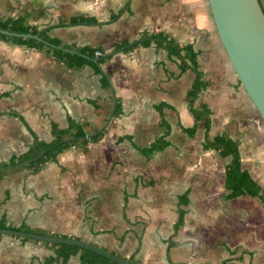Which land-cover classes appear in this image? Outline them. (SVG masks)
I'll list each match as a JSON object with an SVG mask.
<instances>
[{"label":"crops","instance_id":"crops-1","mask_svg":"<svg viewBox=\"0 0 264 264\" xmlns=\"http://www.w3.org/2000/svg\"><path fill=\"white\" fill-rule=\"evenodd\" d=\"M80 14L105 23L63 25ZM19 16L38 27L57 25L49 34L64 44L110 50L143 31H166L180 44H192L209 82L196 105L212 111L210 137L226 131L239 142L243 167L264 192V121L230 63L208 0H0V18ZM102 68L122 113L110 115L104 136L88 150L69 148L38 172L24 168L0 177V222L79 238L127 259L140 246L135 258L143 264H264V203L248 195L225 200L228 157L213 163L208 149L195 154L178 124H193L186 94L194 73H181L177 60L156 44L117 51ZM106 95L91 65L70 68L36 48L0 39V162L26 152L35 136L51 141L53 123L66 128L69 118L96 120L103 113L92 100ZM162 101L177 110L165 109L171 145L147 158L132 142L148 146L163 133L155 108ZM215 112L234 131L257 127L260 135L241 137L226 128L212 135ZM125 135L131 139L118 142ZM188 188L184 223L173 235L179 198ZM237 206L248 212L250 229L243 220L234 222ZM56 250L50 242L0 234V264H42ZM52 264H80V255Z\"/></svg>","mask_w":264,"mask_h":264},{"label":"trees","instance_id":"trees-1","mask_svg":"<svg viewBox=\"0 0 264 264\" xmlns=\"http://www.w3.org/2000/svg\"><path fill=\"white\" fill-rule=\"evenodd\" d=\"M126 7L127 6H125V8ZM125 8H122L116 13H112L106 22L115 21ZM104 23V21L98 20L95 16L80 14L71 17L70 20L63 25H100ZM55 26L57 25H48L45 27L30 25L21 16L9 17L6 19L0 18V29L15 34H37L42 38L41 40H38L34 38H25L20 35H7L0 33V39L36 48L48 55L55 56L59 60L66 63L70 68L77 69L85 65H91L94 70L101 75L102 86L107 91L106 96H98L92 100V103L97 108L101 109V113L103 114L96 120L85 123H78L74 119L69 118V124L66 128H60L56 123H53L52 134L54 138L51 141H45L39 139L38 136H35L34 143L26 152L20 155H12L8 162H0V177L24 168L31 169L33 172H38L46 162L57 160L59 153L72 147H80L86 151L88 150L90 143L99 141L104 136L106 128L103 131H98L105 126V123L108 121L110 115L112 113L115 115H120L122 113V104L120 100L115 97L110 74L104 72L102 65L117 51H130L138 46L156 44L158 47L165 48L169 57L177 60L181 73L190 70L195 75L194 82L186 94L187 107L193 118V124L189 127L183 126L180 121H178V124L184 132L193 137L197 132L200 121H202L204 125L203 148L216 150L221 157L229 158V161L225 165V194L223 198L225 200H230L248 195L259 198L264 203V192L262 191L261 185L252 177L250 172L243 167L239 142L226 131L217 133L213 137H210L212 111L207 104L199 106L196 105L199 95L208 87L209 82L204 79V72L200 68L198 60L200 52L195 49L192 44H180L175 37L166 31H143L134 39L122 40L113 44L110 50H104L103 48L91 47L88 45L78 46L76 44H64L59 38L52 37L49 34V31ZM44 40L54 44L55 46L45 43ZM97 50H100L101 54L97 55ZM155 108L160 115V125L163 128V133L148 146L139 147L132 142L133 146L147 158H150L156 152L165 150L169 145H171V141L169 140V136L171 134V124L166 117L165 109L169 108L177 113L176 108L165 101L155 104ZM94 133L96 134L89 136ZM126 138L131 139V136H121L119 137L118 142L123 141ZM43 150H46L45 153L36 160L23 165L2 168L7 164H16L33 158ZM150 183L151 182H148V184ZM189 193L190 188L180 195L178 210L179 216L174 225L173 235L177 233L178 229L184 223V216L187 210L183 206L189 203ZM0 227L11 228V226L6 225L5 222H0ZM16 229L36 232L44 235L67 237L66 235L50 233L42 229H32L26 226L16 227ZM23 240H28V238H23ZM50 244L57 247L56 255L47 257L42 264H52L57 260L66 262L72 255L76 254L80 255V264H118L95 251L77 245L66 243ZM139 251L140 246L136 249L134 256L129 258L133 264H143L140 259L135 258Z\"/></svg>","mask_w":264,"mask_h":264},{"label":"water","instance_id":"water-1","mask_svg":"<svg viewBox=\"0 0 264 264\" xmlns=\"http://www.w3.org/2000/svg\"><path fill=\"white\" fill-rule=\"evenodd\" d=\"M213 21L243 88L264 121V9L260 0H208ZM0 33L20 35L41 40L37 34H15L3 29ZM45 43L55 46L44 40ZM107 124L104 126L106 127ZM104 127L98 132L103 131ZM96 132V133H98ZM90 134L89 136L95 135ZM46 150L33 158L7 164L2 168L23 165L41 157ZM0 234L30 238L50 243L77 245L101 254L118 264H133L129 259L100 247L97 244L74 237L44 235L15 228L0 227Z\"/></svg>","mask_w":264,"mask_h":264},{"label":"rangeland","instance_id":"rangeland-1","mask_svg":"<svg viewBox=\"0 0 264 264\" xmlns=\"http://www.w3.org/2000/svg\"><path fill=\"white\" fill-rule=\"evenodd\" d=\"M205 91V90H204ZM203 91V92H204ZM203 92H201V94L203 93ZM246 92V91H245ZM200 94V95H201ZM199 95V96H200ZM249 97V96H248ZM199 106V105H198ZM187 115V117H190L189 116V114L187 113L186 114ZM186 115L185 114H182V116H181V120H182V122H184V121H186V119H187V117H186ZM212 114H211V119H212ZM213 121H214V125H213V130H212V135L213 134H215L216 133V131H221V130H223V129H227V130H229V129H232V131L233 132H235L234 134H240V133H242V135H241V137L242 136H245L244 134H245V132H255V133H259V135H260V130L257 128V127H255V128H249V129H244V130H239V127L238 128H236L235 130L236 131H234V129H233V124H229V125H225V124H223L222 123V118L220 117V116H217V114H216V112H215V115H214V118H213ZM201 123H202V121H200V123H199V125H198V130H197V132H196V134L193 136V137H190V136H188L187 135V138L190 140V145H192L191 146V150L193 151V152H195V154H203V153H205L207 150H205L204 148H202V145H203V141H204V126L203 125H201ZM176 133H175V131H174V136H173V139L175 138L176 139ZM179 143H181V142H179ZM263 146H264V144H263ZM72 148H75V147H72ZM173 150V149H172ZM172 150H170L169 151V153H165V154H168V155H166L165 157H164V159L165 160H167V159H169L170 160V158H171V152H172ZM210 152H212V156H211V159H213L212 160V162L214 163V159H217V160H221L222 162L221 163H223V159H221L220 158V155H219V153L216 151V150H213V149H208ZM207 158H209V155H207L206 156V159ZM228 160H229V158H228ZM166 177V176H165ZM247 197H249V196H247ZM261 206V204H260V202H259V207ZM241 207H239V206H237L236 207V214H235V216L233 217V219H234V222L235 221H242V223H243V225H244V229H246V228H248V229H250L251 227H253L252 225L250 226V225H248V222H251L250 221V216H249V214H248V212H246V211H242V213H240V210H245V209H243V208H241ZM245 208V207H244ZM261 208V207H260ZM235 209V208H234ZM234 212V211H233ZM234 215V214H233ZM247 230V229H246ZM244 231V235H245V240L246 241H248L249 240V243L248 242H246V244L248 245V246H251V243H250V241L252 240V237H251V235H246L247 234V232L248 231ZM248 233H250V232H248ZM257 239H259V238H257V237H255V246L257 245V244H259L258 243V241H257ZM256 251V250H255Z\"/></svg>","mask_w":264,"mask_h":264},{"label":"built area","instance_id":"built-area-1","mask_svg":"<svg viewBox=\"0 0 264 264\" xmlns=\"http://www.w3.org/2000/svg\"><path fill=\"white\" fill-rule=\"evenodd\" d=\"M96 54H97V55L101 54V51H100V50H97V51H96Z\"/></svg>","mask_w":264,"mask_h":264}]
</instances>
